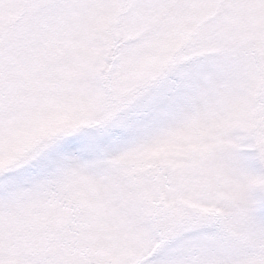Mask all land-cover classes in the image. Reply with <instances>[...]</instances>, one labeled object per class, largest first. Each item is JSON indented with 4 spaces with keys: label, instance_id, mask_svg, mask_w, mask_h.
I'll use <instances>...</instances> for the list:
<instances>
[{
    "label": "snow or ice",
    "instance_id": "obj_1",
    "mask_svg": "<svg viewBox=\"0 0 264 264\" xmlns=\"http://www.w3.org/2000/svg\"><path fill=\"white\" fill-rule=\"evenodd\" d=\"M0 264H264V0H0Z\"/></svg>",
    "mask_w": 264,
    "mask_h": 264
}]
</instances>
